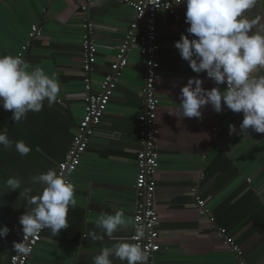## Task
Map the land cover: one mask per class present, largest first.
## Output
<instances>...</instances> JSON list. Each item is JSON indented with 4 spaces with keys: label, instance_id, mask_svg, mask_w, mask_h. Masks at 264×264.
Here are the masks:
<instances>
[{
    "label": "crops",
    "instance_id": "crops-1",
    "mask_svg": "<svg viewBox=\"0 0 264 264\" xmlns=\"http://www.w3.org/2000/svg\"><path fill=\"white\" fill-rule=\"evenodd\" d=\"M85 4L86 0H0V55H16L29 42L31 26L38 25L41 36L30 43L24 59L31 68L39 66L49 76L55 74L61 85L52 106L45 101L42 111L29 112L20 123H14L7 110L0 131L31 148L21 156L14 144L0 146V157L15 156L8 163L39 167L53 150L62 151V158L70 147L84 116L79 95L83 92L81 26L86 16L81 8ZM177 11L188 25L185 4ZM245 15L255 21L253 31L264 32V0H257ZM87 17L97 48L96 87L108 74L135 13L123 0H90ZM157 28L159 167L155 198L161 250L156 264H264V139L252 130L239 135L243 114L226 108L216 113L208 105L201 110V118H183L180 89L189 78L198 76L205 89L217 85L206 73L193 72L180 57L174 44L182 32L168 14L157 16ZM145 70L141 47L134 44L107 110L71 176L77 204L69 208V227L58 236L45 229L27 264H92L102 247L118 241L106 236L94 241L88 234L100 232L95 222L101 214L118 209L127 223L114 235L130 240ZM256 74H264V68ZM229 125H235L237 132L230 134ZM24 157L26 161L20 160ZM14 159L17 161L12 163ZM196 198L204 202L205 211L197 206ZM8 215L2 198L0 226H8ZM220 230L225 231L224 239L218 237ZM21 232L22 226L16 235L0 238V264L6 263ZM224 240L240 248V259ZM113 264L126 262L114 258Z\"/></svg>",
    "mask_w": 264,
    "mask_h": 264
},
{
    "label": "clouds",
    "instance_id": "clouds-1",
    "mask_svg": "<svg viewBox=\"0 0 264 264\" xmlns=\"http://www.w3.org/2000/svg\"><path fill=\"white\" fill-rule=\"evenodd\" d=\"M180 3L186 6L188 35L181 34L174 47L193 72L206 73L217 85L209 90L198 76L189 78L180 89L183 118H201V110L211 105L216 113L226 108L243 114L239 135L249 134L250 130L264 134V74H256L264 68V32L253 31L255 21L245 15L257 0H176V4ZM222 85L226 90L221 91ZM60 93L61 85L55 74L49 76L39 66L31 68L19 54L0 55V106L12 112L14 123L22 122L29 112L42 111L45 101L52 106ZM229 132L236 133V126L229 125ZM13 144L21 156L31 151L23 140L12 141L0 131V146L9 148ZM30 183L41 184L43 188L34 193L25 186L20 192L26 211L19 217L23 239L13 242L18 256L31 253L32 238L44 229L58 236L68 228L69 208L77 204L73 181L66 174H58L55 168L35 174ZM5 184L9 191H15L21 188L22 181L10 176ZM126 223L125 214L119 209L98 217L95 227L100 232L90 231L89 238L102 241L106 236L118 242L102 247L92 264H113L114 258L126 264H149V253L138 242L145 234L142 223L135 225L130 240L114 235ZM9 232L7 225L0 226V238H6Z\"/></svg>",
    "mask_w": 264,
    "mask_h": 264
},
{
    "label": "built area",
    "instance_id": "built-area-1",
    "mask_svg": "<svg viewBox=\"0 0 264 264\" xmlns=\"http://www.w3.org/2000/svg\"><path fill=\"white\" fill-rule=\"evenodd\" d=\"M89 1L86 0V4L81 8V12L86 16L81 26L83 92L79 95L84 103V116L77 127L69 149L59 162L56 170L58 174H66L71 179V176L79 167L81 159L90 145L91 138L94 136V128L100 124L107 110L118 78H120L124 68L128 65L130 47L134 44L139 45L145 58L146 70L142 90L143 109L138 117L139 126L137 135L140 150L136 156V178L133 185L135 202L132 215L131 237L134 235L135 225L142 223L145 226V234L138 242L143 248L147 249L150 257L149 264H156L157 255L161 250L157 242L159 239L158 229L160 223L155 198L156 173L159 167V156L156 144L159 135V129L156 124V111L159 105L156 79L160 67L157 58V16L160 13L168 14L178 24L182 34L185 35H188L186 29L189 26L182 21L177 11V7L181 3L176 4V0H143L142 2L123 0L125 5L134 10L135 19L126 31L125 38L118 53L110 64L108 74L100 82L96 83L95 87L93 75L97 61V48L92 39L93 25L87 17ZM169 4H171L170 7ZM40 36V26L32 25L29 33V42L17 54L24 58L30 43L39 39ZM190 38L193 37L190 36ZM223 87L225 88V86ZM2 108L0 106V110ZM259 135L264 139V134ZM196 201L197 206L202 211H205L204 202L199 198H196ZM44 230L39 233L38 237L32 238V251L28 256H18L12 246L5 264H27L35 247L41 241ZM224 233V230H220L218 237L224 239ZM22 239L23 232H21L17 242ZM224 241L240 259V248L229 243L227 240ZM242 264L244 263L242 262Z\"/></svg>",
    "mask_w": 264,
    "mask_h": 264
},
{
    "label": "rangeland",
    "instance_id": "rangeland-1",
    "mask_svg": "<svg viewBox=\"0 0 264 264\" xmlns=\"http://www.w3.org/2000/svg\"><path fill=\"white\" fill-rule=\"evenodd\" d=\"M5 115H8L7 110L1 109L0 122H2ZM61 153L62 151L58 153L57 149L53 150L51 157L46 158L45 164L40 165L39 167H36L35 164L31 165L30 163L29 165H14L8 163L7 161H10L11 159L15 158L12 153H9L7 157H0V160L3 161L2 163L0 161V199L3 198V200H5L7 204V211L9 214L7 217V222L8 227L10 229L9 235L11 233H14L12 235L17 234L21 226L19 224V217L26 211V202L24 201L23 196L20 195V192L23 193L25 186H27L31 187L34 193H38L43 188V185L38 183H30L31 177H33L39 172H45L49 168L56 169L59 164V161H61L64 156L63 155L61 158ZM26 158L27 157L20 158V160L26 161ZM16 161L17 159H14L12 163H15ZM23 166L25 168H23ZM10 176L17 177L22 181V186L20 189L15 191H9V189L6 187L5 182ZM5 194L6 196L3 197Z\"/></svg>",
    "mask_w": 264,
    "mask_h": 264
}]
</instances>
